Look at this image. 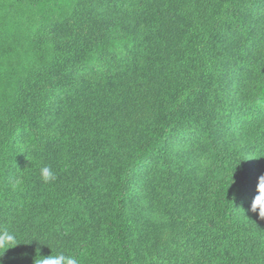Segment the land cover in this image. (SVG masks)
Listing matches in <instances>:
<instances>
[{
	"label": "trees",
	"instance_id": "obj_1",
	"mask_svg": "<svg viewBox=\"0 0 264 264\" xmlns=\"http://www.w3.org/2000/svg\"><path fill=\"white\" fill-rule=\"evenodd\" d=\"M260 3L264 0H0V196L14 189L10 209L31 203L47 186L58 190L57 195L65 192L59 186L63 179L56 186L55 182L46 184L37 179V168L48 165L49 144L64 141L67 101L80 100L73 104L79 116L78 124L72 123L74 132L87 109L103 111L107 96L110 114L114 112L119 119L116 126L130 142L129 156L113 169L109 188H98L101 195L109 190L104 196H110L113 206L99 227V239L116 248L120 264H264V250L246 242L254 232L248 235L243 222L236 219L243 194L261 177L260 173L252 180V169L259 165L264 149V56L249 54L251 42L233 44L232 48H241L234 59L227 60L236 70L231 76L237 79L238 91L231 99L254 143L251 152L241 155L235 148L219 145L215 136L220 106L228 105L220 77L222 58L230 53L223 51L222 38L240 33L264 44V35H253L245 21ZM107 5L115 10L113 19L102 16ZM14 6L26 17L25 24L16 29L1 18L15 12ZM74 37L79 41L72 42ZM232 48L227 52L235 54ZM85 79L96 83L86 89ZM86 90L90 100L85 104ZM189 127L198 131L210 158L203 210L186 223L184 235L172 241L175 247H165L163 241L147 259L136 263L130 243L134 229L126 204L135 198L134 188L142 189L136 197L143 199L146 187L152 185L153 174L149 175L146 165L151 173L160 162L165 169L164 141L174 131ZM77 152L76 159L86 164L83 167L101 170L103 156L95 157L85 149ZM65 154L62 148L57 155L59 170L69 165ZM54 229L62 248L69 247L67 253L81 264H93L94 237L73 234L65 224ZM68 232L76 240L71 246L70 239L64 241ZM196 243L204 246L209 257L189 253ZM21 249L33 261L37 255L45 256L42 249ZM169 250L182 255H171ZM10 251L0 257V264L17 263V258L9 262ZM13 253L17 256L18 251Z\"/></svg>",
	"mask_w": 264,
	"mask_h": 264
},
{
	"label": "rangeland",
	"instance_id": "obj_2",
	"mask_svg": "<svg viewBox=\"0 0 264 264\" xmlns=\"http://www.w3.org/2000/svg\"><path fill=\"white\" fill-rule=\"evenodd\" d=\"M91 1L94 2V0ZM23 3L21 2V5ZM107 8L102 13L103 18L113 19L115 15L112 12L115 13V10L109 5H107ZM14 9L15 12L11 11L7 17L6 13H4L1 18L4 19L6 26L11 25L16 29L25 24L26 17L21 15L16 6H14ZM28 13L32 15V13ZM31 19L33 17L28 18V23ZM245 21L253 35H264V3L257 4V8L249 16H246ZM59 37L61 38V36ZM76 38L78 37H74L73 39L75 40H72V42L79 41ZM239 41L251 42L248 46L253 45V48L251 50L248 49L249 54L254 58L264 56V44L258 38L250 36L245 39L243 34L240 33H235L232 36H223L221 46L223 51L230 54H228L227 59L222 58L221 61L220 87L228 105L226 107L220 106L222 115L218 120L220 126L216 130L215 136L219 145L228 149L235 148L243 155L251 150L250 147L254 143L251 142L252 138L243 124L242 113L239 109L234 108L236 101L231 99L232 94L235 97L238 86L237 79H233L231 76V73H236V70L227 61L230 57L232 59L236 57L241 45L237 48H232V46ZM242 46L245 49L248 47L246 43L242 44ZM231 48L235 54L227 52ZM80 80H84V78ZM95 83L92 79H85L86 89L91 88L92 84ZM159 86L160 88L163 87L161 84ZM230 88H232V91ZM86 92L88 94H85ZM83 95L86 104L90 100L89 91L86 90ZM104 99L106 105L103 111L95 107L87 109L88 113L81 116L80 128L75 125L74 132L72 130L73 124H78V121L75 123V120L79 119L73 107L76 101L75 97L69 99L66 103L67 113L66 117L63 116V127L67 130L66 135L63 136L64 141L49 144L46 152V155H48L46 164L56 168L53 169L57 177L54 181L55 186L63 179V184L59 186L65 191L64 193L57 195L55 192L58 190H55L52 186L44 187L42 189L43 192L36 195L35 200L22 205L20 209L15 211L10 209V204L13 202L14 189L8 190L5 197L0 196V224L8 225L18 234V245L11 248V251L7 253L9 262L10 259L14 260L17 258L18 264H34L33 260L24 256L22 247H28L30 250L42 249L45 256L49 255L51 250L53 252L63 251L67 253L69 247H65V250L62 248V241L58 236L59 233H57V230H53V228L65 224L72 228L73 234L94 237L96 242L95 252L97 254L93 264H120L116 248L112 245L109 246L108 243H101L99 239V227H101L104 218L108 216L107 214L110 211L112 212L113 206L110 201L108 202V200H111L110 196H104L109 190H106L101 195L98 192V188L100 185L108 187V183L112 179L113 169L127 160L129 156L127 150L130 142L122 134V128L116 126L115 122L119 119L115 118L114 112L112 115L110 114L112 104L109 98L106 96ZM0 100L2 99L0 98ZM79 101L77 100L76 102L80 103ZM150 119L148 118L146 122L149 123ZM61 120L62 116L57 120L58 125H61ZM223 120L226 121L225 124H221ZM81 126L84 127L81 128ZM240 127H242L243 131L240 130ZM227 132L228 134H226ZM199 136L198 131L193 129V127L174 131L163 144L166 161L165 169L162 168L160 162V166L151 173L150 165H146L145 168H147V172L149 171V175L153 174L152 185L146 187L143 199L136 197L137 192L142 189L137 190V188H134L136 190L133 193L135 198L128 200L126 204V213L134 229L130 243L132 245V257L135 258L136 263L147 259L148 254L155 251L156 247H160L163 241H165V247H175L172 241L177 235H184L187 230L185 228L186 223H190L191 218L198 210L199 215L203 210L205 203L203 195L205 191L204 181L207 179L210 158L205 154L206 145ZM62 148L66 153L65 155L68 156L67 162H69V165L67 167L60 166L59 170L56 158ZM71 148L72 150L70 151ZM79 149L93 151L95 157L98 154L103 156V160L100 162L101 170L96 167H83L86 164L76 159ZM250 152L247 158L245 157L247 161L251 159L249 156ZM259 157V165L252 169V180L255 181L257 175L261 173L262 176L264 174V149ZM94 163L95 161L93 165H95ZM260 166L262 171H259ZM39 168H37V171ZM37 179L41 180L39 171L37 172ZM17 183L18 180L13 182V184ZM254 185L253 188V185L249 186L247 192L243 194L241 205L236 213V219L239 222H243L242 228L244 232L248 231V235L254 232L252 236L246 239V242L252 246L259 244V247L264 250V218L258 215V211H250L251 202L259 191L258 182H255ZM71 211H74L75 214H69ZM69 233H64V241L70 239L71 242L68 243V246H71L72 242L76 240L70 238ZM190 247L192 249L189 253L196 254L198 252L202 253L204 257H209V253H207L206 249L203 250L202 247L204 246L200 243ZM200 248L201 251H199ZM14 249L18 251L17 256L13 253ZM174 253L178 257L182 255V253L171 251L169 254L173 255ZM98 254L99 260L97 261ZM200 257L202 258V256ZM208 264H211L210 261Z\"/></svg>",
	"mask_w": 264,
	"mask_h": 264
},
{
	"label": "clouds",
	"instance_id": "obj_3",
	"mask_svg": "<svg viewBox=\"0 0 264 264\" xmlns=\"http://www.w3.org/2000/svg\"><path fill=\"white\" fill-rule=\"evenodd\" d=\"M39 174L41 180L46 184L54 182L57 178L56 173L50 165L41 166L39 168ZM258 187L259 191L251 202L250 211H258V215L264 218V175L259 177ZM16 245H18V234L8 225L0 224V257H2L8 249L14 248ZM34 264H81V262L70 253H65L63 251L53 252L51 250L50 254L47 256L37 255Z\"/></svg>",
	"mask_w": 264,
	"mask_h": 264
}]
</instances>
